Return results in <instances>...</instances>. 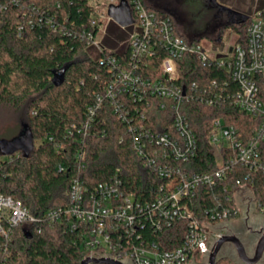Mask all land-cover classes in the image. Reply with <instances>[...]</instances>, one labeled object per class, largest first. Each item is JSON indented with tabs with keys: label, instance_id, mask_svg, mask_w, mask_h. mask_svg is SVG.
<instances>
[{
	"label": "trees",
	"instance_id": "trees-1",
	"mask_svg": "<svg viewBox=\"0 0 264 264\" xmlns=\"http://www.w3.org/2000/svg\"><path fill=\"white\" fill-rule=\"evenodd\" d=\"M180 1L183 0H151V3L142 0L147 9L170 17L183 38L199 44L209 37V32L196 27L189 38V31H180V17L186 14L176 4ZM103 6L98 0H22L18 5H8L0 15V111L4 110L18 122L22 127L19 134L27 126L34 139L29 154L23 150L6 154L0 146V194L21 201L36 219L14 229L7 243L8 264H81L88 256L84 246L86 226L73 230L66 221L51 223L45 218L50 210L69 206L73 180H80L91 191L118 174L122 189L142 201L153 200L167 181L160 176L158 167L147 166L137 155L128 126L141 123L155 132L173 133L172 110L160 109L156 100L149 106L125 100L129 109L141 108L146 119L142 120L141 114L135 115L133 110L134 120L122 121V112H116L112 99L107 97L113 71L100 58L115 54L126 59L130 50L118 47L128 34L115 23L110 24L104 39L106 49L95 57L82 39V30L90 29L91 14ZM249 22L238 19L223 24L214 47L223 48L221 39L227 31L238 34V41L244 45ZM18 27H22L21 33ZM113 49L118 51L113 53ZM165 54L162 48L155 50L153 69L159 67ZM61 71L62 83L55 86L53 78ZM179 72L190 97L184 101L182 111L197 136L198 154L187 163L169 166L187 173L212 172L216 169L209 141L213 121L222 119L248 140L257 131L259 120L240 112L231 99H224L235 93L237 85L215 63L210 65L196 55H184ZM216 94L223 96L221 102L207 105L205 100L215 98ZM99 97H102L100 103ZM98 103L90 128L79 132L90 119V109ZM11 139L0 138V141ZM262 157L264 160V147ZM238 180L253 183L258 208L264 210V174L253 173L236 163L226 181L219 182L215 188L198 189L194 200L197 219H204L206 209L233 207L234 201L227 199L233 198ZM25 231L31 234L30 239ZM186 232L187 223L178 221L163 233L147 232L146 236L168 250L178 247ZM5 245L0 235V256ZM217 264L236 263L232 258L221 257Z\"/></svg>",
	"mask_w": 264,
	"mask_h": 264
},
{
	"label": "built area",
	"instance_id": "built-area-1",
	"mask_svg": "<svg viewBox=\"0 0 264 264\" xmlns=\"http://www.w3.org/2000/svg\"><path fill=\"white\" fill-rule=\"evenodd\" d=\"M127 1L133 17L132 24L126 27L118 25L109 16L111 5L103 10L96 8L89 19L90 29L84 28L81 36L92 52L100 56L106 49L104 39L108 36L110 24L115 23L128 34L127 40L118 47L130 50L126 59L122 60L115 54L100 58L101 63L110 65L113 71V82L108 87L107 97L112 99L115 111L122 112V121H133V110L135 115L141 114L142 120L146 119V113H141V108L129 109L125 100L145 106L156 100L160 109L172 110L173 133L155 132L141 123L128 126L137 155L147 166L158 167L160 176L167 181L159 187L153 200L142 201L122 189L118 174L112 181L101 183L91 191L75 179L69 191V206L50 210L45 218L51 223L66 221L73 230L86 226L84 246L89 253L87 257L110 258L123 264H188L199 255L209 257L217 241L225 235L223 227L226 224L242 215L264 213L258 208L253 183H241L240 180L236 182L238 188L233 198L227 199L234 201L233 207L206 209L203 220L197 219L194 211L198 189L215 188L219 182L226 181L234 164L240 163L253 173L264 174V0H250L261 3L262 7L247 16L246 21L250 22L245 44L238 41V34L233 38L234 33L231 32L229 39L226 36L221 39L224 46L220 49L221 55L217 56L209 55L201 42L197 44L183 38L170 17L147 9L142 0ZM21 2L0 0V15L8 9V5ZM90 4L95 3L90 1ZM18 32H22V27H18ZM101 33L103 37L99 39ZM232 39L235 42L231 48H225ZM157 48L164 49L166 54L159 67L153 69L151 62ZM118 49H113V53ZM188 54L198 56L203 63H215L227 71L237 90L224 99H231L240 112L259 120L257 131L248 140H244L238 129L226 125L222 119L213 121L209 141L216 169L212 172L187 173L169 166L172 163H187L198 154L197 136L182 111L184 101L190 97L180 81L179 64L182 57ZM222 97L216 94L215 98H208L205 102L212 106L221 102ZM98 101L100 103L102 97ZM99 103L90 109V119L79 132L90 128ZM69 133L72 131L69 130ZM35 220L21 201L0 194V235L6 241L0 264H8L7 243L14 229ZM178 221L187 223V232L176 248L163 250L155 239L146 236L147 232L163 233Z\"/></svg>",
	"mask_w": 264,
	"mask_h": 264
},
{
	"label": "rangeland",
	"instance_id": "rangeland-1",
	"mask_svg": "<svg viewBox=\"0 0 264 264\" xmlns=\"http://www.w3.org/2000/svg\"><path fill=\"white\" fill-rule=\"evenodd\" d=\"M151 3V0H148ZM100 5H104L100 9L103 10L109 5L118 4V0H98ZM179 4L181 10L186 14H182L180 17V31L185 33L189 31V38L196 32L197 28H204L209 32V37H204L201 41L205 51L212 56L221 55L220 48L214 47V42L218 40V34L220 29L224 26L223 24L234 20L235 16H250L261 9V3L250 1V0H183L182 2L176 3ZM174 7L175 3H172ZM175 9V8H174ZM195 23V24H194ZM197 27V28H196ZM196 28V29H195ZM184 30V31H183ZM201 33L204 31L200 30ZM187 34V33H186ZM193 34V35H192ZM231 31L225 32L223 37L226 36V39L231 37ZM236 33L233 34V38L236 37ZM103 37V33L100 34L99 39ZM235 42L234 39L231 40V44H227L225 48H231V45ZM93 57L96 56L94 52L91 53ZM4 110L0 111V138L1 139H11L14 136L18 135L22 127L11 118ZM10 118H9V117ZM13 119V120H12ZM244 215L240 216L238 219L231 221L228 225V230L235 232L237 227L242 223ZM241 219V220H240ZM264 225V222H262ZM235 234V233H234ZM236 235V234H235ZM237 236V235H236ZM239 236V235H238ZM240 238L242 242L247 246V249H253V239L247 237V235H241ZM229 257L232 258L236 264H244L238 258L236 251L231 244H225L219 254V258ZM188 264H208V258H204L203 255L197 256ZM259 264H264V257L259 262Z\"/></svg>",
	"mask_w": 264,
	"mask_h": 264
},
{
	"label": "water",
	"instance_id": "water-1",
	"mask_svg": "<svg viewBox=\"0 0 264 264\" xmlns=\"http://www.w3.org/2000/svg\"><path fill=\"white\" fill-rule=\"evenodd\" d=\"M109 16L120 26L126 27L133 23V17L131 13L130 6L127 0H121L118 5H111L109 8ZM247 16H235L234 22L238 19H242L243 21L247 20ZM220 41V40H219ZM63 80V72L57 73L53 78V84L55 86H59ZM0 146L4 153L11 154L18 150H23L26 154H29L34 148V139L33 136L27 126L24 127L23 131L11 140H2L0 141ZM25 235L28 239L32 236L28 231H25ZM225 244L233 245L236 254L241 262L244 264H258L264 255V234L259 239L255 254L251 257L248 255L247 250L245 248L242 240L233 234H225L221 237L215 246L213 247L211 253L208 257V264H217L219 254ZM81 264H123L119 261L110 259V258H92L87 257L84 259Z\"/></svg>",
	"mask_w": 264,
	"mask_h": 264
},
{
	"label": "flooded vegetation",
	"instance_id": "flooded-vegetation-1",
	"mask_svg": "<svg viewBox=\"0 0 264 264\" xmlns=\"http://www.w3.org/2000/svg\"><path fill=\"white\" fill-rule=\"evenodd\" d=\"M244 216L245 217H243L244 219H243L242 223H240V225L237 227L235 232H232V231L228 230L229 227H227L226 230H225V234H233V235L236 234L237 236L239 235L238 236L239 238L241 237L240 234L241 235H245L246 234L247 237H250L251 239H253V243L252 244L254 246H253L252 250L247 249V246H245L248 255L252 257L255 254V249H256V246H257V243H258L259 239L264 234V225H262V222H264V213H255V214H252V215L251 214H246ZM229 223L227 225H229ZM263 257H264V255H263Z\"/></svg>",
	"mask_w": 264,
	"mask_h": 264
},
{
	"label": "crops",
	"instance_id": "crops-1",
	"mask_svg": "<svg viewBox=\"0 0 264 264\" xmlns=\"http://www.w3.org/2000/svg\"><path fill=\"white\" fill-rule=\"evenodd\" d=\"M227 227H228V225L226 224V225L223 227V230H226Z\"/></svg>",
	"mask_w": 264,
	"mask_h": 264
}]
</instances>
